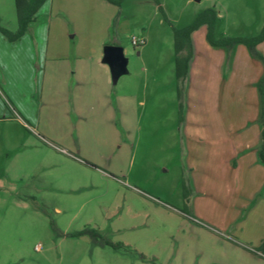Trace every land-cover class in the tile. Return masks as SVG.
I'll use <instances>...</instances> for the list:
<instances>
[{
	"label": "rangeland",
	"instance_id": "374dc122",
	"mask_svg": "<svg viewBox=\"0 0 264 264\" xmlns=\"http://www.w3.org/2000/svg\"><path fill=\"white\" fill-rule=\"evenodd\" d=\"M158 1L168 21L152 0H46L31 23L52 51L56 43L67 49L71 72L105 46L123 49L126 73L110 77L105 108L101 91L81 108L70 83L47 89L32 61L0 70V264H264L259 246L246 245V255L221 245L235 239L221 211L237 201L214 180L201 182L198 168L208 164L210 120L236 118L238 131L250 118L264 121L259 93V103L252 99L257 85L253 93L249 86L264 63L237 45L242 64L231 90H189L186 78L179 100L172 30L212 8L215 39L254 37L264 0ZM0 25L16 30L14 0H0ZM202 32L194 38L205 56ZM256 50L264 57V42Z\"/></svg>",
	"mask_w": 264,
	"mask_h": 264
},
{
	"label": "crops",
	"instance_id": "0c3cea01",
	"mask_svg": "<svg viewBox=\"0 0 264 264\" xmlns=\"http://www.w3.org/2000/svg\"><path fill=\"white\" fill-rule=\"evenodd\" d=\"M32 29L30 23L27 32L14 42L8 41L0 33V70L8 68L12 62L28 69L31 66L29 61H32V68L33 65H36V70L47 89H51L62 81L66 85L70 83L74 100L81 108L84 105H91L90 101L93 96L101 91L103 100L101 107L108 106L111 74L109 73L110 70L107 72L109 67L102 62L103 52H98L97 55H85L83 64L78 65V63L73 62V71L71 72L66 69L67 49L65 47L59 48L60 44L56 43L53 48L54 51H52L49 39H44L43 31L39 32L38 37L36 36L38 29L42 28L35 26ZM199 31H203L202 37L205 39L206 27L201 26L191 34L193 54L189 61L186 87L191 90L194 85L198 91L202 92H205L206 89L214 92L231 90L233 85L237 83L234 77H236L237 70L242 64L234 52L237 45L230 50V53H227L224 48H214L208 43L199 42L200 49H204L205 54L206 52L208 54L201 56L194 38ZM49 51L52 53L50 54ZM73 56L72 61L80 58L76 54ZM244 60L248 61V58L245 56ZM258 83L249 84L252 93L256 85L258 88ZM257 88L252 98L255 103H259ZM120 98L119 101L123 106L126 96H120ZM203 104L205 105V103ZM210 122H213L215 129L213 134L203 136L204 142L207 141L210 147V156L207 161L208 164L205 163L207 165H204L205 160H201L198 165L201 173H206L204 176L202 175L201 182L208 186L214 180V189L225 188L223 193L230 194L229 198L237 201L238 207H235L234 211L229 213L227 208H223L221 211L223 212L221 214L222 220L231 222L224 226L225 229L231 233V239L232 237L235 238L232 240L223 239L221 245L225 248L231 247L229 252L234 254L240 251L250 255L248 254L250 250L246 248V245L255 248L264 242V160L261 158V154L264 158V121L261 122L259 116L250 118L241 124L242 128L239 131L236 118L232 121L216 118ZM195 154L197 161L203 156L199 151ZM256 182L257 189L254 191ZM231 191H235L240 197L234 198L235 192L231 195ZM233 240L239 241L240 245ZM234 243L237 245L234 246ZM252 250L251 253H254V249Z\"/></svg>",
	"mask_w": 264,
	"mask_h": 264
},
{
	"label": "trees",
	"instance_id": "16d2710c",
	"mask_svg": "<svg viewBox=\"0 0 264 264\" xmlns=\"http://www.w3.org/2000/svg\"><path fill=\"white\" fill-rule=\"evenodd\" d=\"M46 0H14L15 14L17 28L11 32L0 25V33L7 38L8 41L14 42L20 39L29 27V24L35 20V15L40 7ZM110 3L118 4L119 1L107 0ZM157 5L158 11L163 15L164 20L168 21L165 17L164 11L158 0H152ZM217 20V13L212 8H207L198 13L194 20L187 26L182 28H172L173 30V47H174V66H175V79L177 84V97L181 99V87L187 77L189 61L192 57V43L191 34L198 30L201 26L206 27L205 39L207 43L214 48H226L231 50L235 45H243L253 57L259 58L264 63V57L256 50L257 45L264 41V25L258 35L250 38L246 37H222L220 39L214 38V28ZM258 93L261 103L264 104V75L258 83ZM180 116H181V107ZM261 158L264 160L263 155ZM92 238L98 236L92 231H86ZM79 236V235H78ZM104 245H111L104 242ZM116 247V246H112ZM118 247V246H117ZM256 251L264 255V242L256 249Z\"/></svg>",
	"mask_w": 264,
	"mask_h": 264
},
{
	"label": "water",
	"instance_id": "95a60500",
	"mask_svg": "<svg viewBox=\"0 0 264 264\" xmlns=\"http://www.w3.org/2000/svg\"><path fill=\"white\" fill-rule=\"evenodd\" d=\"M102 62L109 67L111 78L118 79L126 73L127 60L120 46H105L103 49Z\"/></svg>",
	"mask_w": 264,
	"mask_h": 264
},
{
	"label": "built area",
	"instance_id": "2783aa9c",
	"mask_svg": "<svg viewBox=\"0 0 264 264\" xmlns=\"http://www.w3.org/2000/svg\"><path fill=\"white\" fill-rule=\"evenodd\" d=\"M144 42L145 41L143 39H133L131 41V44L133 47H140V46L144 45Z\"/></svg>",
	"mask_w": 264,
	"mask_h": 264
}]
</instances>
